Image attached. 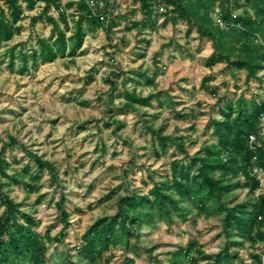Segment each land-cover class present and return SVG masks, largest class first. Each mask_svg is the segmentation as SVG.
Segmentation results:
<instances>
[{
    "label": "rangeland",
    "instance_id": "rangeland-1",
    "mask_svg": "<svg viewBox=\"0 0 264 264\" xmlns=\"http://www.w3.org/2000/svg\"><path fill=\"white\" fill-rule=\"evenodd\" d=\"M212 1L215 6L202 13H207V28L214 31L226 3ZM230 2L234 14L262 21L255 2ZM2 11L9 18V8L0 0V14ZM171 11L153 14L154 21L145 28L134 27L144 16L130 12L114 25L111 34L104 27L89 31L75 58L59 57L48 64L39 61L37 67L30 62L26 70L19 56L38 50L40 38L51 39L53 25L45 18L34 22L39 12L27 9L18 24L20 32L12 41L2 43L0 140L2 145L10 138L18 142L7 149L5 158L10 166L7 173L21 183L2 181L10 197L23 203V211L34 217L37 232L43 237L50 235L44 239L47 264H79L73 249L97 220L117 214L121 198L148 195L155 184L171 179L174 161L188 162L216 143L212 122L221 119L225 101L235 102L243 96L264 102V70L248 80L245 70L231 68L226 62L208 67L207 62L216 55L213 42L185 21L173 19ZM60 25L68 39L74 36L75 21L69 28ZM262 28L264 31V22ZM261 39L232 43L231 60L246 57L245 45L252 48L249 56L262 57ZM257 61L264 66L262 59ZM147 78L154 84L149 85ZM126 94L154 98L151 106H127ZM159 130L173 141L158 157L154 132ZM178 144L184 146L188 159ZM26 151L52 163L55 177L45 171L41 181L34 182L31 177L37 166ZM27 167L30 175L25 173ZM255 175L261 189L255 196L248 188L235 189L231 206L264 193V170H256ZM238 181L243 184L244 178L239 176ZM28 184L39 190L28 191ZM62 209L68 214L67 221ZM3 212L0 206V216ZM60 234L66 236L57 242ZM236 239L241 241L236 237L229 240ZM192 241L199 242L206 255L216 256L227 242L223 215L211 210L199 216L193 210L187 219L178 218L171 224L155 217L137 236L122 238L98 264H157L156 258L167 264L172 252ZM231 251L238 256L235 264H251L253 254L261 255L264 264V243L255 248L247 242L236 244Z\"/></svg>",
    "mask_w": 264,
    "mask_h": 264
},
{
    "label": "trees",
    "instance_id": "trees-1",
    "mask_svg": "<svg viewBox=\"0 0 264 264\" xmlns=\"http://www.w3.org/2000/svg\"><path fill=\"white\" fill-rule=\"evenodd\" d=\"M9 8V18L5 11L0 14V48L2 43L10 42L20 32L18 24L23 20V11L14 0H2ZM226 11L221 12V19L225 24L221 27L216 22L214 31L207 28L209 23L206 12L215 6L212 0H166L172 6L173 19H181L192 29L204 38H208L214 44L216 55L208 62L207 66L212 68L217 64L226 62L229 67L247 72V79L256 78L264 66L259 64L257 59L264 62L262 57L249 56L252 48L244 46L246 57L231 60L230 53L233 50L232 43H240L245 40L252 42L261 39L264 49V0H249L255 2L257 12L262 16V21L250 16L234 14L231 9L230 0H224ZM144 12V20L135 23V28H145L153 21V12L147 0H141ZM254 4V3H253ZM34 4L30 3V8ZM47 20L53 25L51 39L40 38L39 49L19 56L24 70L31 62L37 67L39 61L45 64L54 63L59 57L68 56L75 58L83 48L85 38L89 31H94L103 26L94 20H88L84 16L76 22V32L70 39L67 32L61 28L62 23L69 28L68 19L62 15L59 20L46 16V11L34 19ZM168 19V18H167ZM107 34L112 33L111 27L105 28ZM260 32V33H259ZM11 68L14 69L16 56L12 57ZM149 85L154 82L147 78ZM207 82V80L205 81ZM115 86V85H113ZM209 89V88H208ZM127 106H151L154 96L146 98L137 97L135 94H126ZM221 119L213 120L214 136L216 143L207 145L203 154L189 158L184 146L178 144L180 151L185 154L189 161H174L171 164V179L164 183H157L148 195L132 194L120 199L118 212L114 217H105L97 220L86 232L79 246L73 251L77 252L79 264L84 261L91 264H98L104 259V255L117 245L122 238L137 236L139 230L146 223H152L155 217L162 222L174 223L175 219H187L193 210L198 211L201 216L211 210L223 215V230L227 237L225 246L216 256L205 254L202 246L197 241H192L186 247H179L172 252L167 264H199L207 261L208 264H235L238 260L237 253L232 252L234 245L250 243L253 248L264 243V193L257 198L244 203L231 206V193L235 189L248 188L250 195L255 196L256 191L261 189V183L256 170H264V102H258L256 98L250 101L243 96L235 102L225 101L220 108ZM157 139L156 155L168 151L172 139L164 136L162 130L154 132ZM255 141L252 142L251 138ZM18 142L10 138L8 143L2 145L0 140V206L4 212L0 216V264H47L48 250L45 247L43 237L36 230L37 222L31 214L23 211V203H17L5 191L3 179H10L20 184L17 176H10L7 173L9 164L5 158L8 148ZM27 152V151H26ZM29 157L37 166V172L32 180L36 183L41 181V175L45 171L55 177L56 170L52 163L45 161L42 156L27 152ZM27 175L31 169H25ZM17 174V173H16ZM15 174V175H16ZM19 175V174H17ZM242 176L244 183L235 182L236 178ZM28 191L36 192L38 187L28 184ZM64 198L60 203L62 207ZM233 203V202H232ZM188 205L186 207L185 205ZM62 214L67 221L68 214L62 209ZM151 221V222H150ZM68 223L65 229H68ZM66 234H60L55 240L60 241ZM236 237L240 240H229ZM251 264H263L262 256L252 255ZM157 264H164L155 259ZM211 261V262H210ZM75 264V263H74ZM78 264V263H76ZM238 264H245L243 261Z\"/></svg>",
    "mask_w": 264,
    "mask_h": 264
},
{
    "label": "built area",
    "instance_id": "built-area-1",
    "mask_svg": "<svg viewBox=\"0 0 264 264\" xmlns=\"http://www.w3.org/2000/svg\"><path fill=\"white\" fill-rule=\"evenodd\" d=\"M21 7L24 13L27 9L38 11L42 15L46 11V16L59 19L64 15L69 25L72 21L77 22L83 16L88 20L99 22L104 28L113 30L114 25L126 17L133 11L140 12L144 16L141 0H14ZM151 6L153 14L167 10L173 7L168 5L166 0H147ZM30 3L34 4L30 8ZM57 17V18H56ZM216 22L224 27L225 24L221 19V15L217 16ZM254 142L255 138L252 137Z\"/></svg>",
    "mask_w": 264,
    "mask_h": 264
}]
</instances>
